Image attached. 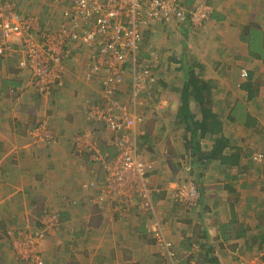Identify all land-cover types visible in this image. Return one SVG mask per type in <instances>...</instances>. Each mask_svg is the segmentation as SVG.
I'll use <instances>...</instances> for the list:
<instances>
[{"label":"crops","instance_id":"crops-1","mask_svg":"<svg viewBox=\"0 0 264 264\" xmlns=\"http://www.w3.org/2000/svg\"><path fill=\"white\" fill-rule=\"evenodd\" d=\"M20 1L24 13L39 12L49 28L60 20L57 0ZM204 1L211 16L200 31L176 20L168 24L154 21L145 30L162 26L151 30L152 37H170L177 30L187 38L202 35L201 49L206 56L209 51L212 56L224 50L232 52L229 65H216L217 71L234 72L230 79L233 90L223 91L224 78L209 74L206 60L193 64L187 50L182 58L152 55L149 51L154 48L142 45L148 53L146 59L157 65L158 82L141 96L136 107L143 118L137 122L134 138L140 155L154 164L150 175L155 189L153 214L145 213L137 202L122 212L111 203L98 201L105 183L104 166L93 160L91 153H80L74 140L94 128L87 112L103 91L100 77L86 75L85 52L73 48L74 58L65 62L66 88L56 90L47 101L28 86L31 74L18 66L21 55L0 57V264H30L16 258L11 238L5 233L27 224L40 227L41 215L48 212L57 213L59 225L43 241L44 264H170L154 238L156 225L174 241L181 264H245L246 258L250 264H264V174L259 164L261 174L251 167L253 154L264 150V0ZM148 37L144 34L143 40ZM220 56L215 62L221 61ZM243 70L247 77L242 76ZM191 73L206 84L205 105L219 115V135L229 140L223 158L210 161L203 158L205 154L195 152L198 145L208 153L214 137L198 136L199 129L194 142L187 120L178 116ZM121 88L130 90V72ZM122 94L117 98H127ZM198 99L189 86L187 105L197 121L203 115ZM225 100L229 101L227 108L220 106ZM242 106L255 119L248 127L242 120L228 117L244 110ZM46 117L58 132V141L31 145L29 130ZM227 124L233 125V131ZM95 127L99 130L94 142L106 160L114 156V142L102 128L105 126ZM234 148L241 149L239 164L232 162ZM190 179L197 182L201 195L199 207L192 212L196 218L170 195L171 185ZM229 225L231 236L222 232Z\"/></svg>","mask_w":264,"mask_h":264},{"label":"built area","instance_id":"built-area-1","mask_svg":"<svg viewBox=\"0 0 264 264\" xmlns=\"http://www.w3.org/2000/svg\"><path fill=\"white\" fill-rule=\"evenodd\" d=\"M60 20L55 27H43L38 15L24 13L20 0H0V57L21 55L19 67L28 69V86L44 99H49L65 84V62L72 57L77 44L87 55L85 71L88 78H99L103 91L89 106V121L105 126L109 139L117 148L112 160H104L90 129L75 140L78 151L92 154L103 164L105 183L98 201L111 203L122 212L139 201L144 209H154L150 172L153 162L139 153L134 138L137 122L142 121L137 105L141 96L157 82V65L140 57L143 30L155 20L180 23H203L210 7L204 0H57ZM65 2V3H64ZM144 62V63H143ZM131 66V68H130ZM130 69V71H128ZM132 69V70H131ZM107 72L103 75V72ZM131 74L127 98H117L126 73ZM247 77L248 72L242 71ZM29 143H53L57 135L47 121H39L29 130ZM264 154L254 153L252 159L262 162ZM176 203L190 208L198 205L200 192L194 180L171 185ZM141 206V207H142ZM41 226L26 225L11 229L16 258L30 264H41L43 241L50 229L59 225L57 213L48 212L40 219ZM161 226V225H160ZM156 225L153 235L163 245L170 264H178L175 246Z\"/></svg>","mask_w":264,"mask_h":264},{"label":"rangeland","instance_id":"rangeland-1","mask_svg":"<svg viewBox=\"0 0 264 264\" xmlns=\"http://www.w3.org/2000/svg\"><path fill=\"white\" fill-rule=\"evenodd\" d=\"M24 7L25 6H23L22 5V8L24 9ZM44 11L46 12L47 11V9H46V6H45V9H44ZM43 11V12H44ZM40 13L38 12L37 13V15H38V17L40 18V22H41V25L44 27V25H48V23L46 24V22H48L47 20H46V18L42 15V14H40V15H42L43 17H41L40 15H39ZM175 20V19H174ZM173 20V21H174ZM177 21V20H176ZM178 22V21H177ZM56 26V25H55ZM55 26H51V27H55ZM167 26V25H166ZM205 26H206V23H205V25H204V23H197V29H198V31H200V30H202V29H204L205 28ZM210 27H211V25H210ZM160 28H162V26H154V28H151L148 32H146L145 33V36H149L148 38L149 39H146V40H143V42H142V45L143 46H147V48H149V50H150V48H154L153 50H150L149 52H150V54H152V55H162V54H164L165 56H167V55H170L169 56V58L171 57V55H174V58H182V54H183V50H187L188 51V53H189V55L191 56L190 58H192V63L193 64H197V65H199V62H201V61H203V60H206V63H207V65H209V74H211V75H214V74H219L220 76H222L223 78H224V80H225V85H224V88H222L223 89V91H227V89L228 90H233V86H232V82L233 81H231L230 82V79H233V77H234V72H232V71H230V69H228V71H229V74H227V73H225V71L226 70H224V71H222V73L223 74H221V73H219L218 71H217V69L215 68V66L217 65L218 67H223L222 66V64H224V66H228L229 65V62L232 60L231 58H232V52H229V51H226V50H224V51H222L219 55H221L220 57H219V59H221V61H219V62H215L216 61V59L218 58V53H215V55L214 56H212V55H209V54H211L212 53V51H209V52H207V56L205 55V50H203V49H201V46H202V35H195V36H193L192 35V37L191 38H187V37H183V33L180 31V30H177V31H174L172 34H171V36L169 37V36H151L150 34H151V30L152 29H154V30H157V29H160ZM168 29V28H167ZM169 29H173V26L171 27V28H169ZM165 32H167V31H165ZM191 33H192V31H191ZM191 33H189V34H191ZM154 38H156V40L155 41H153V39ZM183 39H185V40H183ZM166 40H168V41H166ZM157 41H162V42H160V44H155ZM182 42H186V45H182ZM74 49H81L82 50V48L80 47V46H78L77 44H75L74 46ZM166 50H169V52L166 54V53H164ZM74 52V51H73ZM73 52H72V57H70L69 59H71V58H74V56H73ZM224 52V53H223ZM84 54V53H83ZM140 57L143 59V60H148V59H146V58H149L148 57V53H146L145 51H141V53H140ZM9 58V57H8ZM7 58V59H8ZM168 58V61H169V63H170V59ZM212 60V61H210V60ZM22 69V68H21ZM197 70H199L198 68H197ZM162 73H163V71H162ZM214 73V74H213ZM161 75V74H160ZM90 79H94L93 77H91ZM95 79H97V78H95ZM227 81V82H226ZM101 83V82H100ZM102 86V85H101ZM66 88V85L64 84V86L61 88V89H65ZM61 89H59V90H61ZM122 89V88H121ZM128 90V89H127ZM127 90H125L124 88L120 91V95L122 94V96H124L125 94H127L128 92H127ZM215 92V91H214ZM221 92V91H220ZM99 96V95H98ZM98 96L96 97V99L98 98ZM40 97V99H42V100H45V101H47V100H49V99H44V98H42L41 96H39ZM52 100V99H51ZM50 100V101H51ZM247 99L245 98L244 99V101H246ZM44 102V101H43ZM228 100H225V101H223L222 102V105L220 104V106H222V107H224V108H227L228 107ZM45 103V102H44ZM50 103V102H49ZM140 106H143V107H149V105H147V104H140ZM253 104H251V106L250 107H252V109H253ZM257 114H258V112L259 111H256V109L254 110ZM223 116H225L224 114H223ZM143 118V117H142ZM167 118V117H166ZM41 119V118H40ZM46 120H48L47 121V126L48 127H53V130H55L54 129V126L53 125H50V120L46 117L45 118V121ZM40 121V120H39ZM53 124V123H52ZM226 127H230L231 128V130L233 131V129H232V127H233V125H231V124H227L226 125ZM236 127H242V125L241 124H237L236 125ZM260 127V126H259ZM55 132H56V130H55ZM85 132V131H84ZM83 132V133H84ZM82 134V133H81ZM56 135H57V140L56 141H58V132H56ZM79 135V134H78ZM78 135H76L75 136V138H74V140H76V138H77V136ZM28 136H29V134H28ZM110 140V139H109ZM258 152H261V153H263L264 154V150L263 149H261V151H257V152H255V153H258ZM256 163V162H255ZM253 163L252 164V171H254L255 173H260V166L262 167V171H261V173H263L264 174V158H263V160H262V162H260L259 163V165L257 166V164L258 163ZM260 173V174H261ZM263 178H264V176H263ZM191 180V179H190ZM183 181H188V180H183ZM264 181V180H263ZM153 187V186H152ZM175 202V201H174ZM176 203V202H175ZM200 204V203H199ZM199 204H198V206L197 207H195V208H193V209H191V210H189L188 209V211H190L189 213H188V215H191L193 218H196L197 216H193L192 215V212L195 210V209H197L198 207H199ZM139 205L140 206H142V202H140L139 201ZM142 207H144V205L142 206ZM182 208H183V206H182ZM146 211H147V209H145ZM50 213V212H49ZM146 213V212H145ZM40 217V216H39ZM35 221H36V218H35ZM37 221H38V218H37ZM162 222V221H161ZM164 224V223H163ZM23 227V226H22ZM35 227V226H34ZM164 227H165V225H164ZM17 229V227H13V228H10V229H7L8 231H14V230H11V229ZM163 228V227H162ZM169 229V228H168ZM55 230H56V228H54V229H50V232L49 233H51L50 235H52V234H54L55 233ZM163 230L165 231V229L163 228ZM172 230V229H171ZM48 233V234H49ZM165 233V236L167 237V235H168V232L167 231H165L164 232ZM15 233L14 232H7L6 231V233H5V236L7 237V238H11L12 237V235H14ZM47 234V235H48ZM47 237V236H46ZM154 238H155V236H154ZM168 238V237H167ZM156 239V238H155ZM45 240V239H44ZM168 240H170L172 243L174 242V241H172L170 238H168ZM157 241V240H156ZM54 242V241H53ZM56 243V242H55ZM158 244H159V246L162 248L163 247V245L161 244V243H159V242H157ZM173 245L175 246V244L173 243ZM13 248V247H12ZM42 249H43V247H42ZM14 251V250H13ZM42 262H41V264H44V261H45V259H44V250H42ZM243 259V258H242ZM241 259V261H243ZM249 259H247L246 258V262H245V264H250V261H248ZM167 261L169 262V260L167 259Z\"/></svg>","mask_w":264,"mask_h":264},{"label":"trees","instance_id":"trees-1","mask_svg":"<svg viewBox=\"0 0 264 264\" xmlns=\"http://www.w3.org/2000/svg\"><path fill=\"white\" fill-rule=\"evenodd\" d=\"M188 70H190V68H188ZM188 70H187V72H188ZM189 77L191 78L190 81L188 82L189 84L186 87L184 86L183 91H182V93H183V95H182V99H183L182 106L183 107L182 108L183 109L178 114V116L183 115L184 119L187 120V122H188L187 130L191 132L194 142H196L195 134L197 133V131L199 129L201 130V132H199L200 135L198 134V136H206L207 134L208 135L211 134L214 137V140H215L214 146L210 149V151L208 153H206L205 151H202L201 146H198V145H197V147H195V150H196L195 152H197V153L200 152L201 154H205L203 158L208 159L210 161H213L217 158H223L224 157L223 156L224 150L229 145V140L226 136L221 135V134L219 135V133H222V125H220L221 122L219 121V115L216 112H214L211 107L205 105V102H204V99L206 96L205 93L207 92L206 90H208V88H207L206 84L204 82L201 83L200 79L197 78V76H195L194 74L191 73ZM189 86L195 90V94L199 97V99L197 101H198L199 107H201V112L203 114L202 119L199 121L193 119L195 115L193 114L194 115L193 116L191 114L190 108L187 105L188 104L187 103L188 102L187 94H188V87ZM242 109H244V110H241V112H240L241 114L240 113L237 114V112H233V113L231 112L228 117H230V119H232V120H239L240 119V121L242 120L244 122V124L248 127L249 125H251L255 121V119L253 118V116L248 111H246L245 108H243V106H242ZM93 124L95 126H98V127L100 126L99 123H98V125H96V123L93 122ZM95 126L91 130L94 132V136L97 137V133H98L99 129ZM102 128L105 129L104 127H102ZM105 131H106V129H105ZM200 141L201 140H199L198 142H200ZM135 142H136V147H138L136 138H135ZM114 148H115L114 156L109 157L107 159L108 161L112 160L117 155V148L115 145H114ZM138 151H139V149H138ZM240 151H241L240 148H236L235 151L231 154L232 162H235V164H239ZM102 168H103V166H102ZM104 171H105V169H104ZM200 199H201V195H200V198L198 200L199 203H200ZM179 206L182 207L181 205H179ZM183 208L191 210L195 207L187 208V207L183 206ZM145 212L153 214L152 210L150 211L149 209ZM44 215H45V213H43L41 215V217ZM40 219H39V221H40ZM37 223L40 225V222H37ZM230 230H231V225H229V228H223L222 232L227 233L228 236H231ZM239 234H242V232ZM175 251L177 252L176 258L178 259L179 255H178L177 248H175ZM163 256L166 258L165 260L167 261L168 258L166 256V252H164ZM212 263H214V262H212ZM178 264H181L179 260H178Z\"/></svg>","mask_w":264,"mask_h":264},{"label":"clouds","instance_id":"clouds-1","mask_svg":"<svg viewBox=\"0 0 264 264\" xmlns=\"http://www.w3.org/2000/svg\"><path fill=\"white\" fill-rule=\"evenodd\" d=\"M187 3H188V1L190 2V0H185ZM210 16H211V12H209V16H208V19L206 20V21H204L203 23L205 24V23H207L208 22V20L210 19ZM155 21H160V20H155ZM162 21V20H161ZM173 21V20H172ZM154 22V21H153ZM163 23H166V24H168V23H170V22H168V21H162ZM178 23H180L179 21H178ZM180 24H188V25H190L191 27H194V26H197V25H193V24H191V23H188V22H186V23H180ZM148 27V26H147ZM147 27L143 30V37H144V34H145V30L147 29ZM142 41H143V38H142ZM142 41H141V44H140V53H141V50H142ZM157 82H158V79H157ZM156 82V83H157ZM155 83V84H156ZM131 89V88H130ZM120 91H121V89L119 90V92L118 93H120ZM130 91V90H129ZM129 93V92H128ZM128 93H127V95H128ZM154 170V169H153ZM152 170V171H153ZM152 171L150 172V175H151V173H152ZM154 188V187H153ZM155 191V190H154ZM154 191H153V196H154ZM199 192H200V190H199ZM170 195H171V192H170ZM171 198H172V196H171ZM200 198V197H199ZM153 199H154V197H153ZM173 199V198H172ZM173 201H174V199H173ZM153 204H154V202H153ZM177 205H179L178 203H176ZM154 206V205H153ZM150 210V209H149Z\"/></svg>","mask_w":264,"mask_h":264}]
</instances>
